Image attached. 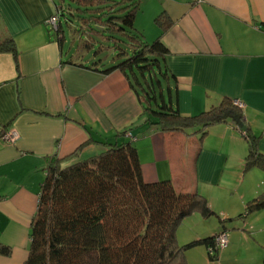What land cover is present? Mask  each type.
I'll return each mask as SVG.
<instances>
[{
	"label": "crops",
	"instance_id": "obj_1",
	"mask_svg": "<svg viewBox=\"0 0 264 264\" xmlns=\"http://www.w3.org/2000/svg\"><path fill=\"white\" fill-rule=\"evenodd\" d=\"M56 6V0H0V43L12 38L17 50L16 59L0 51V264L27 258L49 157L76 151L64 164L73 163L116 140L134 144L145 182L170 180L180 191H197L216 213L217 219L198 212L184 218L179 244L225 231L220 259L236 244L238 250L246 233L264 239V209L238 216L264 192V170L243 169L247 143L240 129L227 121L203 138L194 129L161 131L125 75L106 70L116 62L81 47L89 36L74 31L73 22L66 24L71 38L62 31L59 44L48 23ZM160 13L171 20L162 33ZM134 28L147 42L161 34L163 62L174 77L164 94L181 114H198L224 97L240 102L264 153V0H140ZM9 130L18 134L13 143L1 137ZM185 259L213 264L203 245L188 249ZM243 262L264 264L257 256Z\"/></svg>",
	"mask_w": 264,
	"mask_h": 264
},
{
	"label": "trees",
	"instance_id": "obj_2",
	"mask_svg": "<svg viewBox=\"0 0 264 264\" xmlns=\"http://www.w3.org/2000/svg\"><path fill=\"white\" fill-rule=\"evenodd\" d=\"M73 1L96 4L94 9L98 11L81 20L78 28L72 27L89 36L82 48L92 47L95 34L107 39L104 33H109L114 46L117 45L114 35L126 40L131 53L117 46L118 55L122 56L106 70L118 69L125 75L142 110L156 119L154 124L161 131L194 129L203 138L214 125L231 121L239 127L241 123L246 126L240 132L247 143L243 169L264 170L259 136L250 130L241 109L232 100L224 97L198 114L183 115L173 105L170 93L164 94L165 86L174 78L163 62L168 49L161 41V34L147 42L134 28L140 0ZM55 11L56 25L51 29L61 44L60 20L65 19L66 25L69 19L64 16L63 6L57 4ZM155 22L161 33L171 24L164 13L156 16ZM0 51H10L16 59L12 38L0 43ZM105 144L96 155L69 164L64 163L76 151L63 157H49L23 264H187L188 249L213 246L215 236L222 231L183 244L176 239L177 227L192 213L198 212L204 218L217 216L203 195L197 191H180L170 180L145 182L136 147L130 140ZM261 209H264V192L248 200L238 216L245 217ZM215 254L208 253V258H216Z\"/></svg>",
	"mask_w": 264,
	"mask_h": 264
},
{
	"label": "rangeland",
	"instance_id": "obj_3",
	"mask_svg": "<svg viewBox=\"0 0 264 264\" xmlns=\"http://www.w3.org/2000/svg\"><path fill=\"white\" fill-rule=\"evenodd\" d=\"M56 3L58 5L63 6V8L66 10V12H64V16L74 23L75 28L79 27V25L82 23L81 20L88 19L89 15H95L98 13V11H95L94 9V8H97L96 4L89 5V4H83V3H76L73 0H56ZM64 22L65 21H62L63 31L66 36V39L68 40V38H71L70 37L71 33L69 32ZM89 22L90 21H88V23ZM91 26L94 30L96 31L98 30L96 26L92 24ZM104 35L107 36V39H103L97 34L92 36L94 40H96V42L94 41L92 43V47L95 48L94 52H98V54H100L103 57V59H106V60L109 59V61L111 60L119 61V59L122 56V55L120 56L118 55V52H119L118 49L120 47L124 51H126L128 54L131 53L130 47L127 45V42L124 38H120L119 36L114 35L117 38V41H116L117 45L114 46L113 41L110 40V38L108 37L110 34L104 33ZM69 43H70V40H69ZM117 46H119V48ZM123 57H125V55ZM209 218L217 219L216 216H210ZM262 234H264V232H262ZM245 235L247 237V241H245L244 239L242 241H239V244L241 247L238 250H237V247L239 245L236 244L232 246L229 250V253L226 255V257L219 259L218 254H217V252L219 253L221 250V248H219L215 254L216 258L212 259L213 264H244L245 262L243 261H246L249 256H257V258L264 261V239L259 238V235H256V234L254 235L253 233L251 234L246 233Z\"/></svg>",
	"mask_w": 264,
	"mask_h": 264
},
{
	"label": "built area",
	"instance_id": "obj_4",
	"mask_svg": "<svg viewBox=\"0 0 264 264\" xmlns=\"http://www.w3.org/2000/svg\"><path fill=\"white\" fill-rule=\"evenodd\" d=\"M56 15H53L50 17L48 20V23L50 24L51 27H54L56 25ZM234 105H236L238 108H242V104L240 102L234 101ZM5 141L13 143L16 138L18 137V134L14 130H9L6 131L2 136H1ZM227 244V234L225 231L220 232L217 236H215L214 241H213V246L210 248H207V251L210 255H214L219 248H223Z\"/></svg>",
	"mask_w": 264,
	"mask_h": 264
},
{
	"label": "water",
	"instance_id": "obj_5",
	"mask_svg": "<svg viewBox=\"0 0 264 264\" xmlns=\"http://www.w3.org/2000/svg\"><path fill=\"white\" fill-rule=\"evenodd\" d=\"M238 128L241 129V130H245L246 129V126L245 125H242L241 123H239V127Z\"/></svg>",
	"mask_w": 264,
	"mask_h": 264
}]
</instances>
